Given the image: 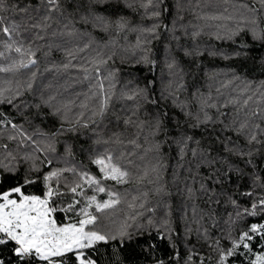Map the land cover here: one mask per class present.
<instances>
[{"label":"snow or ice","instance_id":"6c2138e0","mask_svg":"<svg viewBox=\"0 0 264 264\" xmlns=\"http://www.w3.org/2000/svg\"><path fill=\"white\" fill-rule=\"evenodd\" d=\"M259 49L264 0H0V264H264Z\"/></svg>","mask_w":264,"mask_h":264},{"label":"trees","instance_id":"16d2710c","mask_svg":"<svg viewBox=\"0 0 264 264\" xmlns=\"http://www.w3.org/2000/svg\"><path fill=\"white\" fill-rule=\"evenodd\" d=\"M261 52H264V49H259L257 52L254 53L257 56V59L255 61L250 60L247 62L249 66V71H250V75H249L250 79H255V80L264 79V76L260 75L261 66L259 64V55L261 54ZM59 55H60L59 53H54L52 58L58 60ZM235 63L236 61L227 62L219 58L209 57L205 61V66L208 67L209 69H211L212 67L224 68L226 65L231 66L232 64H235ZM118 66L121 68L123 73H127L130 71V72H134L138 74H143V71H144L140 66L130 67L127 64L118 65ZM40 67L41 69H43L44 65L41 64ZM199 77L201 81H203V71L199 73ZM38 80H42L44 83H48L49 81H51L54 86L58 83L62 84L63 82L62 78L53 79L47 72L44 73L43 77H38ZM77 159H79V157H77ZM101 254H102L101 255L102 264H108L109 256L111 254V249L109 248L107 249V252H105L104 248L102 247ZM122 255L125 257L126 264H127V260L129 259H134L136 261V264H139L140 256L138 255L133 256V254L130 251H125Z\"/></svg>","mask_w":264,"mask_h":264}]
</instances>
